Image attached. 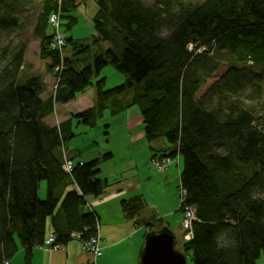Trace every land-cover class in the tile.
Returning a JSON list of instances; mask_svg holds the SVG:
<instances>
[{"label":"trees","instance_id":"1","mask_svg":"<svg viewBox=\"0 0 264 264\" xmlns=\"http://www.w3.org/2000/svg\"><path fill=\"white\" fill-rule=\"evenodd\" d=\"M26 1L0 0V31L18 28L17 11ZM42 2L35 34L40 59L49 62L47 74L58 82L53 95L41 98L40 77L20 81L26 45L3 51L8 60L0 72V264L17 254L16 237L29 264L47 238L48 221L58 246L73 240L72 234L84 243L97 234L98 219L86 198L104 191L106 183L98 179L102 159L84 164L69 157L70 176L62 169L61 148L77 137L74 124L93 129L106 112L116 117L133 107L142 119L151 161L183 159L178 191L184 202L178 212L191 209L195 218L192 239L179 250L187 264H256L264 257V201L256 197L264 194V113L256 116L240 100L248 93L246 101H258L263 93L264 0L197 5L98 0L94 35L66 38L69 54L60 73L54 71L61 60L50 49L48 19L60 13L70 32L78 5ZM213 50L229 57L228 70L197 97L217 69L207 57ZM108 66L124 84L105 91L104 79L92 80ZM93 86L91 109L58 127L44 123L56 105L73 102ZM158 141L165 142L164 151L151 146ZM41 182L44 201L38 198ZM144 206L139 198L122 204L128 218ZM146 226L147 234L164 228L162 221Z\"/></svg>","mask_w":264,"mask_h":264},{"label":"rangeland","instance_id":"2","mask_svg":"<svg viewBox=\"0 0 264 264\" xmlns=\"http://www.w3.org/2000/svg\"><path fill=\"white\" fill-rule=\"evenodd\" d=\"M74 1L75 4L78 5L77 10L73 14V17L76 18L77 20L76 25L73 27V29L70 32H66L64 28V24L62 23V21L60 22L61 23L60 33L64 36V41H65L63 53H62V57H63L62 61L65 60L67 55L69 54V51L66 50V38H72L73 40H82V39H88L94 35L92 19L97 12L98 0H74ZM143 1L146 4H151V2H153V0H143ZM181 1H183L185 4L197 5V4H201L204 0H181ZM42 3H43L42 0H27L26 4H24V6L19 8V10L17 11L16 19L19 25L18 28L16 30H13L12 32L0 31V72L6 67L8 60L4 58L3 55L6 53L3 51H5L6 49L10 50L11 48L16 46L26 45L27 52L25 55L24 65L19 73V79L21 82H23L24 80H27L28 78L31 77H40L43 80V84H44V93L42 94L41 98L43 97L44 99H48L55 92L56 85L58 82L53 76L47 74L46 68L49 62L42 61L40 59V37L35 34V29L38 25L37 18L42 12L41 11ZM46 34L52 35L51 29H48L46 31ZM106 48H108V45L103 46V49ZM207 57L208 59L211 60V62L217 65V69L209 77V79L206 80L203 89L199 92L197 97H200L201 94L204 92V90L207 87H209L214 81H216L219 77H221L228 70L229 67V62H230L229 57L223 51L220 52L213 50L208 54ZM99 79H104L103 89L105 91L117 88L122 84H124L123 77L120 76L110 66L105 67L101 71L99 78L97 79L94 78L92 80V83L95 84ZM262 83H263L262 84L263 93L260 100L252 101V102L246 101L245 97L248 96V93H245L242 97L243 99L240 100L242 107L253 111L256 116L262 115L264 113V80ZM91 89L94 94V100H95L96 91L94 86L91 87ZM67 105L55 106V112L50 118L51 123L55 125V127H58L61 124L60 117L65 115L68 118V120H70L72 117L77 115L76 112L78 110H82L85 107V104L82 105L79 102H75L70 106ZM93 105H94V101H93ZM93 105L89 109H91ZM126 115L128 119H131L135 115L139 116V111L136 107H133L127 111V114L123 113L116 117H111L106 112L103 119L100 120L97 126L93 129L86 128L82 125L74 124L73 131L77 135V137L70 142L69 146L71 147L78 146L79 148H81V151L84 150V152L82 153L85 160L89 158H95L99 155V157L102 158L101 164L105 162V160H103L104 156H106L107 154L109 155V153L112 152L114 153V159H115L114 165H120L121 161L127 159V157L133 158L134 155L127 156L128 154L127 149H129V147H126V143L128 142V138L127 135L124 133V121L127 119V118L125 119ZM139 129L143 130L142 124ZM147 151L148 154H150V150L148 149ZM72 153H73L72 150L68 149V146L61 148L62 158L65 161L67 160L71 162L69 160V157H73ZM145 159H143L139 163L138 168L140 172L142 171L146 173L145 179L152 180L151 183L146 182L145 184V181L143 182L145 185L148 186V191L150 192L154 189L153 194L155 199H160L161 201L166 203V205L170 208V210L172 209L178 210L180 204V193L178 189L175 188V184H177L178 182L176 165L177 163H179L180 169L183 170V159L181 157H178L176 159L171 160V163L167 167L166 171L163 173L157 171L156 167L152 164L151 160L149 161ZM161 160L159 159L158 162H160ZM166 175H171L169 180L171 188L170 186H164L161 188V185H163L162 183L163 181L159 179H161L160 177H165ZM156 177H158L159 179H156ZM157 180L158 182H156ZM40 185L42 186V189H44V193L46 194L45 183L41 182ZM168 188L171 189V192L167 191ZM256 197L264 201V194L256 195ZM45 198L46 196L44 195L42 201H44ZM180 213L182 215V212ZM169 228L170 231L175 236L176 248L180 250L182 243L186 242L185 241L186 233L183 230L182 221L179 225L173 222V219H169ZM15 240L20 245L19 239L17 237L15 238ZM129 243H130L129 245H131L130 247H133L132 255L134 256L136 255L135 249L140 248L141 244L143 243V233L142 232L138 233V236L137 237L135 236L132 240H130ZM136 244L139 245V247L136 248L135 247ZM115 252H116V256L118 257V260H122L127 257L128 248L125 245H119L118 247H116ZM114 259L117 261L116 258ZM102 261L103 260H100L98 264H101ZM188 264H190L189 261ZM256 264H264V257L261 256L256 262Z\"/></svg>","mask_w":264,"mask_h":264},{"label":"crops","instance_id":"3","mask_svg":"<svg viewBox=\"0 0 264 264\" xmlns=\"http://www.w3.org/2000/svg\"><path fill=\"white\" fill-rule=\"evenodd\" d=\"M42 99L44 98L42 97ZM93 101L94 94L90 88L67 106H70L75 102H79L82 105L85 104V107L82 110L76 112L79 114L88 110L93 105ZM125 114H127V112ZM50 118L51 117L45 119L44 123L50 128L55 127V125L51 123ZM125 119L124 133L128 138L126 147H129V149H127V156H134L133 158L127 157V159L121 161L120 165H114V153H109L111 158L105 160V162L100 164L98 168L100 173L98 179L106 183L102 195L98 198H86L88 209L98 219L99 235L101 238V247L103 249V257L101 259L103 261L101 264H139L141 251L144 246V238L149 230L146 225H151L156 220L162 221L164 228L170 230L169 219H173V222L179 225L182 221V215L178 212L179 209L177 210L175 208L176 210H170L166 203L160 199H155L153 194L154 189L150 192L148 191V186L145 184L146 182L151 183L152 180L145 179L146 173L142 171L140 172L138 168L139 163L143 159L147 158L145 160H151L150 154H148L147 151L149 145L145 142L143 130L139 129L142 124V119L138 115L133 116L131 119H128L126 115ZM67 120L68 118L65 115L60 117V123L66 122ZM151 146L157 151H164L167 148L163 141H158ZM68 149L72 150V155L74 157L77 156L75 161L79 163L86 164L94 160L102 159L98 155L95 158L85 160L82 153L84 150L81 151V148L78 146H69ZM176 169L178 182L175 184V188L178 189L180 185V174L182 172L179 163H177ZM170 177L171 175L160 177L161 179L156 177V179L163 181L161 188L164 186H170ZM144 181L145 184L143 183ZM156 182H158V180ZM73 190L76 189L73 187ZM167 191L171 192V189L168 188ZM44 195L46 196L44 189H42V186L40 185L38 198L42 200ZM136 198L141 199L145 206L139 214L128 218L123 211L122 204L128 203ZM130 209L132 212L135 211V209ZM48 223L47 238L53 235L50 221H48ZM140 232L143 233V243L140 248L135 249L136 255L133 256V247H130L131 245H129V242L135 236L137 237ZM15 243L17 254L10 262H8V264H28L26 263L25 254L21 245H19L16 240ZM119 245H125L128 248L127 257L122 260H118L115 252L116 247ZM135 247L137 248L139 245L136 244ZM175 249L179 251V249L176 248V244ZM114 258H116L117 261ZM87 262L88 256L84 252V242L78 239H73L67 245L60 246L56 251H48L42 247L34 249L29 264H87Z\"/></svg>","mask_w":264,"mask_h":264},{"label":"built area","instance_id":"4","mask_svg":"<svg viewBox=\"0 0 264 264\" xmlns=\"http://www.w3.org/2000/svg\"><path fill=\"white\" fill-rule=\"evenodd\" d=\"M61 16L60 13L52 14L48 19V25L52 31V38L50 42V49L56 53H58L61 63L59 66L55 68V73H60L62 71L63 61H62V53L64 48V36L60 33V22H61ZM152 164L156 167L157 171L160 173H163L166 171L167 167L171 163V159H163L160 162L158 160L151 161ZM74 164L69 161H65L63 163L62 169L63 171L70 175L72 174ZM180 193V204H183L184 202V193L182 191ZM195 221L193 211L191 209L185 208L182 213V226L183 230L186 233L185 234V241L190 242L192 239L191 236V225ZM72 238L74 239H81V236L79 234H72ZM43 249H46L48 251H56L59 249V246L56 244V237L51 235L46 239L44 242ZM84 252L88 256V262L87 264H98V262L103 257V250L101 247V238L99 235V228H97V234L92 237L89 241L84 243ZM8 264V263H5Z\"/></svg>","mask_w":264,"mask_h":264},{"label":"water","instance_id":"5","mask_svg":"<svg viewBox=\"0 0 264 264\" xmlns=\"http://www.w3.org/2000/svg\"><path fill=\"white\" fill-rule=\"evenodd\" d=\"M175 236L167 228L145 235L139 264H187V258L175 249Z\"/></svg>","mask_w":264,"mask_h":264}]
</instances>
